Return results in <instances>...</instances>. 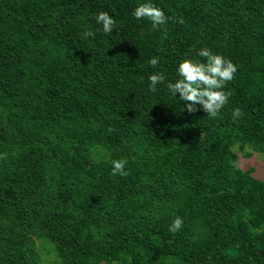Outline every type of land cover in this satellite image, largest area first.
<instances>
[{
    "label": "trees",
    "instance_id": "16d2710c",
    "mask_svg": "<svg viewBox=\"0 0 264 264\" xmlns=\"http://www.w3.org/2000/svg\"><path fill=\"white\" fill-rule=\"evenodd\" d=\"M141 2L0 0V264H42L38 242L49 264H264V179L237 165L264 156V0H152L158 28ZM201 48L237 65L215 118L167 87Z\"/></svg>",
    "mask_w": 264,
    "mask_h": 264
},
{
    "label": "clouds",
    "instance_id": "9594fccd",
    "mask_svg": "<svg viewBox=\"0 0 264 264\" xmlns=\"http://www.w3.org/2000/svg\"><path fill=\"white\" fill-rule=\"evenodd\" d=\"M132 15L137 19H147L153 28L165 25L168 16L165 10L152 2L143 0L132 9ZM95 22L102 25L104 33H111L116 25V20L107 11H99L95 15ZM183 23V20H180ZM91 35V33H85ZM198 55L204 57L203 61L191 57L182 58L176 65L175 73L178 79L170 81L167 85L174 97H179L185 102L189 112L197 111L202 106L209 118H215L227 103L230 93L225 90L228 81L233 80L237 72V65L222 54L213 52L208 48H201ZM157 57H151L149 63L153 66L159 64ZM149 87L155 91L157 85L165 79L160 72H154L149 77ZM241 115V109L236 107L232 110L233 118ZM127 161L123 159L112 160L113 174L126 175ZM183 227V218L177 216L169 225V231L175 233Z\"/></svg>",
    "mask_w": 264,
    "mask_h": 264
},
{
    "label": "rangeland",
    "instance_id": "374dc122",
    "mask_svg": "<svg viewBox=\"0 0 264 264\" xmlns=\"http://www.w3.org/2000/svg\"><path fill=\"white\" fill-rule=\"evenodd\" d=\"M237 165L242 169H246L248 167L253 168V175L257 178L264 179V156L258 153H254L251 156H246L244 151H240L238 154ZM40 254H41V263L49 264V262L53 259L52 252H48L46 248L43 249V246L40 242L37 243ZM48 247V246H47ZM105 264V262H103Z\"/></svg>",
    "mask_w": 264,
    "mask_h": 264
}]
</instances>
